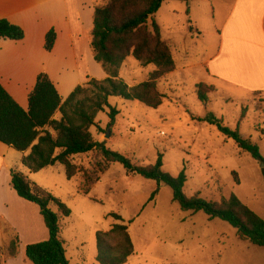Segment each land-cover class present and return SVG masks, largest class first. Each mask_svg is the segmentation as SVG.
<instances>
[{"label":"crops","instance_id":"obj_1","mask_svg":"<svg viewBox=\"0 0 264 264\" xmlns=\"http://www.w3.org/2000/svg\"><path fill=\"white\" fill-rule=\"evenodd\" d=\"M168 3L165 2L154 17L176 63V71L168 75L166 79L178 73L204 69L205 79L202 82H195V87L202 83L216 88V92L210 95L209 105L212 103L211 96L214 95H222L223 98L228 97L242 102L243 98L264 94V0H189L187 3L180 2L182 6H170L172 16L163 18L161 11L164 5L169 6ZM94 12V0H0V21L6 20L20 27L25 34L24 40L20 42L0 40V84L24 111L29 110V96L42 73L49 76L63 102L68 100L76 88L87 86L89 82L84 81L90 71L83 74L79 66L82 63L89 66L90 57L95 62L90 50ZM179 17H185L186 27L181 28L177 24ZM51 30H55L57 39L54 50L49 53L45 45L46 36ZM192 47L199 49L196 60L192 59ZM75 61L76 68L73 67ZM127 67L132 68V75L129 76L131 82L126 76ZM155 69L154 65L143 67L140 63L131 65L126 61L120 76L130 87H134L145 82H134L138 79L137 73L148 77ZM104 79L106 74L103 71L97 80ZM167 103H172L171 99L166 100L160 108L154 110L148 109L138 101L111 98L109 104L119 112L115 124L108 128L110 120L101 119L99 125L100 116L96 121L100 128L108 129L106 138H110V142L107 143V148L130 158L148 156L157 160L159 155L155 147L164 145L158 140L156 145L152 144L151 136L155 132L154 134L167 138L166 144L170 143L168 150L171 153L176 152L179 161L184 163L186 144L204 145L207 141L211 143L210 139L201 140L200 137L213 131L207 124L197 121L195 124L199 127L192 133H188L191 136H197L196 140L194 137L187 139L185 130H179L182 129L180 126L170 123L168 113L162 112ZM54 119L60 121L61 113L57 112ZM258 132L264 133L262 129ZM169 136H171L170 139ZM226 139L222 141L220 148L229 146L235 150L232 154L240 153L238 146L232 140ZM99 142L104 143L102 140ZM230 144L233 146L230 147ZM189 150L191 153L189 157L194 161L202 163L205 160L203 155L194 151V148ZM171 153L167 151L163 157L164 168L169 158L168 154ZM29 154L30 150L21 153L0 143V257L2 264H33L26 255L27 247L46 242L50 238L40 207L19 197L14 190L12 171L22 173L32 183L46 190H50L51 187L47 179L45 180L46 177L41 176L43 173L49 175L55 168L61 166L66 174L65 168L60 164L32 173L23 165V159ZM215 154V151L211 152L209 158L217 159ZM221 160L226 161V155ZM108 172L102 175L100 182L91 189L88 196L81 191L84 179L79 175L72 179L78 182L77 188H72L75 190L72 194L59 193L56 196L66 204L68 199L82 197L97 202L92 195ZM108 189L113 192V188L108 187ZM50 208L60 215L56 206L51 205ZM72 216L65 219L69 220ZM63 219L60 220L61 239L64 242L69 264H99L96 234L111 231L120 222L108 216V231L94 233L96 244L92 254L91 248L86 253L85 247L88 244L78 233L72 234L67 227H64ZM122 219L128 225L129 221L124 217ZM133 223L129 225V233L134 244V254L126 264H185L180 261L183 256L178 254V249L170 244H164V249H156V242L150 241L139 250L132 233ZM83 225L90 231L95 229H91L92 226L89 224ZM16 238L19 239V248L17 255L12 256L10 245Z\"/></svg>","mask_w":264,"mask_h":264},{"label":"trees","instance_id":"obj_2","mask_svg":"<svg viewBox=\"0 0 264 264\" xmlns=\"http://www.w3.org/2000/svg\"><path fill=\"white\" fill-rule=\"evenodd\" d=\"M94 1L90 50L94 61L106 74V79H92L87 86L76 88L68 100L63 102L49 76L42 73L29 96L27 112L0 84V143L21 153L30 150V154L23 159V165L32 173L60 164L65 168L68 180L80 173L74 159L97 151L100 160L95 162L91 172L84 174L81 186L84 195L90 194L91 189L100 182L102 175L108 172L112 165L120 164L128 175L157 184L150 202L154 201L162 186L169 187L172 190L173 202L182 212L192 215L204 213L211 221H224L237 231L240 241L264 248V219L236 196L222 199L219 203L207 201L201 198L199 193L187 197L184 193L187 183L186 171H182L178 177L167 173L161 154L153 165L139 166L129 157L107 148L105 143L97 142L92 134L93 128L106 134L96 121L98 116L107 110L110 117L108 128L115 124L119 112L109 104L110 98L138 101L155 110L165 103L167 97L160 90L159 83L176 71V63L154 17L165 2L187 3L189 0ZM24 38V31L20 27L6 20L0 21V40L20 42ZM56 39L55 30H51L46 36L47 52L54 50ZM129 58L135 59L143 67L154 65L156 68L149 74L147 81L134 87H130L120 76L121 69ZM215 92V87L202 83L196 87L198 99L205 105L209 104L210 95ZM57 112L62 115L60 121L54 119ZM203 121L216 125L242 152L250 154L255 161L264 163L258 145L241 136L240 123L237 129L231 130L211 115ZM233 175L236 173L233 172ZM11 178L12 186L19 197L40 207L50 233L48 241L27 247L28 259L33 264H69L61 239L60 220L71 217L72 211L62 200L32 183L22 173L12 171ZM235 182L238 184L237 179ZM51 205L58 208L60 215L52 211ZM111 216L122 224L115 225L111 231L96 234L97 262L126 264L134 254V244L129 233V225L133 221L126 225L119 215ZM18 248L19 239L16 238L10 245V254L17 255Z\"/></svg>","mask_w":264,"mask_h":264},{"label":"rangeland","instance_id":"obj_3","mask_svg":"<svg viewBox=\"0 0 264 264\" xmlns=\"http://www.w3.org/2000/svg\"><path fill=\"white\" fill-rule=\"evenodd\" d=\"M168 4L169 8L166 7V4L161 11L163 18L172 16L170 15V6L183 5L174 1H169ZM184 20L185 17H179L177 20V24L181 28L186 27ZM196 48L198 47H192L193 60L198 59L199 49ZM90 60L89 66L83 65V63L79 66L80 72L83 74L90 71L84 82H90L92 79L97 80L103 74L102 68L93 62L91 57ZM130 63L139 65L133 59L127 60V64ZM73 67H77L76 61ZM151 68L154 69L153 66ZM131 69V67H127L126 76L129 82H131L129 79V76L132 75ZM205 76L204 69L178 73L167 79L164 78L159 83V88L166 95L167 100L171 99L173 103H167L162 111L168 113L169 122L180 126L182 129L179 130H185L188 139L197 137L188 133H192L199 127L195 121L201 122L200 120H202V123L207 124L213 132L205 133L200 139H210L211 143L207 141L204 145L186 144L184 151L186 159L183 163L179 161L176 152L171 153L168 150L170 143L166 144L167 138L164 136L156 135L154 132L151 142L153 145H156L157 140L163 143V147L162 145L155 147L158 155L161 154L164 157L167 151L171 153L168 154L169 158L164 168L167 173L178 177L182 171H186L187 183L188 177L189 183H186L184 193L187 197L199 193L201 198L219 203L222 199H228L234 195L264 219V163L255 161L250 154L242 151L232 154L235 150L229 146L220 148V144L223 140H227V137L219 131L216 125L203 121L211 115L221 120L224 126L231 130L237 129L240 123L241 136L258 145L264 158V133L258 132L259 129L264 131V94L243 98L242 102L226 97L229 99L227 100L222 95H214L211 96V105H205L198 99L197 86L195 87V82H202ZM148 77L145 74L137 73L138 79L134 82L147 81ZM101 114L99 115L101 117L99 125L101 119L110 120L109 110ZM200 117L202 119H199ZM104 131L106 134L93 128L92 134L97 142L102 140L107 145L110 142V138H106L108 129ZM170 138L171 136H169ZM232 144L230 147L234 145ZM189 148H194L196 153L203 155L205 159L203 164L189 157L191 154ZM214 151L217 159L209 158V154ZM225 155L226 161L221 160ZM100 158L97 151L76 157L74 163L80 170L78 175L84 179V174L91 172L95 162ZM207 158L209 159L207 160ZM130 159L139 166H149L156 162L148 156ZM233 172L236 175H233ZM45 174L47 173H43L41 176L46 177L45 180L47 179L51 188L46 190L39 187L55 196L59 193L72 194L75 191L72 188H77V180H68L61 166L55 168L49 175ZM236 179L238 184L235 182ZM108 187L113 188V192H110ZM156 189L155 182L130 176L122 165L115 164L92 195L94 199H97V202L83 197L67 200L68 204H65L72 211L73 216L71 215L72 218L69 220L64 218L63 225L72 234L76 232L85 240L88 244L85 247L86 253L91 248L93 254L96 244L94 233L108 231V216L116 214L134 222L132 233L139 250L148 242L155 241L156 249H164V244L175 246L178 249V254L183 256L180 261L185 264H264V248L240 241L237 231L224 221L218 219L211 221L204 213L192 215L182 212L179 206L173 202L172 190L169 187L162 186L154 201L150 202L152 193ZM84 223L91 225V229L95 228L91 230L92 233L83 225ZM120 224L122 223L120 222Z\"/></svg>","mask_w":264,"mask_h":264},{"label":"bare ground","instance_id":"obj_4","mask_svg":"<svg viewBox=\"0 0 264 264\" xmlns=\"http://www.w3.org/2000/svg\"><path fill=\"white\" fill-rule=\"evenodd\" d=\"M83 65H84V63H83Z\"/></svg>","mask_w":264,"mask_h":264},{"label":"water","instance_id":"obj_5","mask_svg":"<svg viewBox=\"0 0 264 264\" xmlns=\"http://www.w3.org/2000/svg\"><path fill=\"white\" fill-rule=\"evenodd\" d=\"M108 137H110V136H108Z\"/></svg>","mask_w":264,"mask_h":264}]
</instances>
